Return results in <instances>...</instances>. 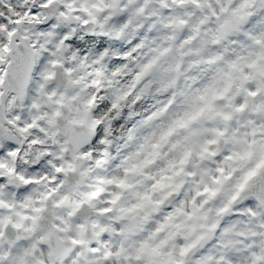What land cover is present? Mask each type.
Segmentation results:
<instances>
[{
	"label": "snow or ice",
	"instance_id": "1",
	"mask_svg": "<svg viewBox=\"0 0 264 264\" xmlns=\"http://www.w3.org/2000/svg\"><path fill=\"white\" fill-rule=\"evenodd\" d=\"M0 264H264V0H0Z\"/></svg>",
	"mask_w": 264,
	"mask_h": 264
}]
</instances>
